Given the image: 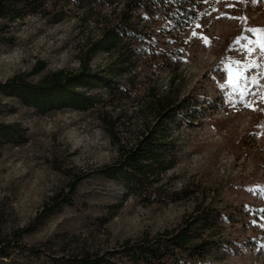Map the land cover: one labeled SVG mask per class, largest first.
<instances>
[{
	"label": "rangeland",
	"instance_id": "1",
	"mask_svg": "<svg viewBox=\"0 0 264 264\" xmlns=\"http://www.w3.org/2000/svg\"><path fill=\"white\" fill-rule=\"evenodd\" d=\"M204 1L205 12L191 25L177 68L164 65L145 78L156 85L157 95L175 92L198 103L190 116L179 117L178 127L172 126L177 161L163 182L179 192L188 186L191 194L178 200L140 196L121 177L102 175L100 169L118 159V145L92 112L40 113L0 94V121L19 125L25 137L23 142L0 140V252L16 229L35 225L21 240L26 247L12 250L10 259L0 257V264H42L27 247L86 239L112 247L153 237L180 226L196 203L212 212V201L228 216L222 219L230 241L227 264L263 263L262 249L248 239L259 237L264 245V220L252 215L264 206V51L256 38L264 28V0ZM76 31L72 21L51 26L29 16L2 32L0 82L29 75L37 60L46 62V72L77 69ZM142 103L130 105V112ZM129 123L125 137L130 129H143L140 118ZM56 196L70 201L39 217Z\"/></svg>",
	"mask_w": 264,
	"mask_h": 264
},
{
	"label": "trees",
	"instance_id": "2",
	"mask_svg": "<svg viewBox=\"0 0 264 264\" xmlns=\"http://www.w3.org/2000/svg\"><path fill=\"white\" fill-rule=\"evenodd\" d=\"M204 8V0H0V34L29 16L40 17L51 26L72 21L77 30L74 48L78 60L77 69L51 72H46L45 61L37 60L29 75L21 73L0 82V94L17 98L40 113L65 108L92 112L118 145V159L103 166L101 174L121 177L134 194L178 200L192 190L186 186L179 192L163 183L177 161L172 126L178 127L179 117L183 113L190 116L198 103L175 92L157 95L156 85L145 78L148 72L157 74L164 65L177 68L187 49L191 25L204 14ZM256 38L264 51V28ZM169 41L173 45L170 49L166 48ZM97 57L103 58L101 63H95ZM39 75L37 82L28 80ZM141 100V107L131 113L130 105ZM134 116L142 119L143 129H130L125 137L123 129ZM24 138L19 125L0 121V140L23 142ZM69 188L73 193L76 185ZM69 201L53 197L39 217L52 214ZM212 208V212L204 211L196 203L193 213L177 228L153 237L126 239L112 247L86 239L60 247L45 244L27 248L42 264H227L230 241L222 232V219L228 216L214 201ZM252 215L263 221L264 206ZM34 229L33 223L16 229L0 257L10 259L12 250L25 248L21 240ZM211 230L212 234L208 233ZM248 240L252 247L262 249L264 256L260 238Z\"/></svg>",
	"mask_w": 264,
	"mask_h": 264
}]
</instances>
